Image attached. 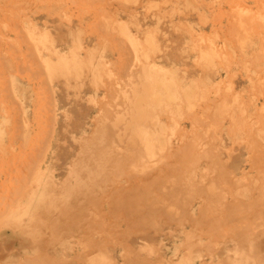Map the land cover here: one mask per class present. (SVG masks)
Instances as JSON below:
<instances>
[{
	"label": "rangeland",
	"instance_id": "obj_1",
	"mask_svg": "<svg viewBox=\"0 0 264 264\" xmlns=\"http://www.w3.org/2000/svg\"><path fill=\"white\" fill-rule=\"evenodd\" d=\"M150 64L174 96L167 116L153 111L155 155L112 173L97 153L109 138L101 128L114 123L130 65L147 77ZM198 165L206 175L196 184ZM169 176L176 197L157 187ZM130 195V212L150 203L160 213L127 217L117 199ZM240 255L264 264V0H0V264H240Z\"/></svg>",
	"mask_w": 264,
	"mask_h": 264
},
{
	"label": "bare ground",
	"instance_id": "obj_2",
	"mask_svg": "<svg viewBox=\"0 0 264 264\" xmlns=\"http://www.w3.org/2000/svg\"><path fill=\"white\" fill-rule=\"evenodd\" d=\"M180 1V0H179ZM109 4V3H108ZM147 10V9H146ZM246 12H247V10H246ZM107 23V22H106ZM120 23V22H119ZM242 23V22H241ZM120 25V24H119ZM123 25V24H122ZM125 28V27H124ZM111 29H112V27H111ZM117 31H119V30H117ZM128 33V32H127ZM129 35V34H128ZM123 37V36H122ZM146 37V36H145ZM29 38V37H28ZM133 38V36L131 37V39ZM36 39V38H35ZM133 40V39H132ZM135 40V39H134ZM133 40V43L132 44H134L135 43V41ZM141 40V39H140ZM125 41H127V40H125ZM129 41V40H128ZM131 41V40H130ZM152 42V41H151ZM144 43H146V42H144ZM153 43V42H152ZM136 44V43H135ZM147 44V43H146ZM145 44V45H146ZM128 45H129V43H128ZM147 45H149V44H147ZM135 46V45H134ZM137 47V46H136ZM135 47V48H136ZM138 48V47H137ZM155 48V47H154ZM143 49V48H142ZM142 49H141V52H142ZM144 49H145V47H144ZM143 49V50H144ZM211 49V48H210ZM53 50V49H52ZM129 50V49H128ZM156 50V49H155ZM127 51V50H126ZM148 51V50H147ZM136 52H137V50H136ZM57 53V52H56ZM59 53V52H58ZM57 53V54H58ZM132 53V52H131ZM134 55V54H133ZM143 55V54H142ZM135 56V55H134ZM133 56V57H134ZM148 55H146V57H147ZM153 56V55H152ZM213 56V55H212ZM148 58V57H147ZM170 58V57H169ZM62 59H64L63 57H61L60 58V60L62 61ZM73 59H75V58H73ZM77 59V58H76ZM76 59L75 60H73V61H75L76 62ZM173 59V58H172ZM200 59V58H199ZM212 59V58H211ZM140 59H139V57H138V52H137V56H136V59L134 58V62L136 61V62H138ZM144 60V59H143ZM201 60V59H200ZM46 61V60H45ZM66 61V60H65ZM65 61H62V62H65ZM145 61V60H144ZM214 61V60H213ZM46 62H48V61H46ZM45 62V64H47ZM72 62V61H71ZM147 62V61H146ZM202 62V61H201ZM43 63V62H42ZM60 63V62H59ZM78 63V62H77ZM132 63H133V61H132ZM200 63V62H199ZM48 64H50V62L48 63ZM52 64H53V62H52ZM65 64H68V62L66 61V63H64V64H62V66H64ZM74 64H76V63H74ZM129 64V63H128ZM139 64V63H138ZM207 64V63H206ZM57 65L58 64H56V68H57ZM132 65H134V66H136L135 64H132ZM132 65H130L131 67H132ZM53 66H55V65H53ZM53 66H51L52 67V70H53V68L56 70V68L55 67H53ZM70 66V65H69ZM75 66V65H74ZM73 66V67H74ZM133 66V67H134ZM145 66V65H144ZM49 67V66H48ZM76 67V66H75ZM131 67H129L131 70H132V72L129 70V72H131L130 73V75H129V77H130V79H127V80H129V81H125L122 85H120L119 86V88L117 89V91H116V95L117 96H115L116 98H118L117 99V104H116V106L115 105H113L112 106V108H111V114H113L114 115V123L112 124V122L109 124L108 122V125H103L102 126V128H101V130H103V131H106L108 134V136H109V138H108V142H107V144H106V146L104 145V147H102L101 146V148H100V150H98V155L100 156L99 157V159L100 160H104L105 162L107 161V160H110L111 162H110V164L111 165H109L110 166V168H108V169H110V170H112V167H119V166H121L123 163H125V162H128L130 165H129V168H130V170H132V171H130V170H128V174L129 173H131V172H133V169L135 170L136 168V165H137V162L138 161H140V162H142V164L144 165V167H145V165L146 164H149L150 163V161L151 160H153L152 158L154 157V155H155V151L154 150H152V148H149L151 145H154L155 144V142H157V140H158V135L157 136H155L156 135V133H154V126H156V124H157V121H156V119L153 117V115H154V112L153 111H156L158 108L161 110V112H164L165 113V115H166V113H167V115H168V113H169V111H170V107H169V101H171L172 99H174V96L172 95V90L171 89H169V88H167V86H166V88L163 90V85L165 84V81L163 80V79H165L164 77L163 78H161V77H159V76H157L158 74H160L159 73V70L161 69L160 67H158V66H156V64H153V65H151L150 64V66H148L147 68L146 67H143V69H144V71H146L145 72V74L147 75V77L146 76H143L142 74H140V71H139V69L137 68V67H134V68H136V69H132ZM63 68H65V67H63ZM62 68V69H63ZM68 68V67H67ZM72 68V67H71ZM77 68V67H76ZM125 68V67H124ZM48 69H50V68H48ZM59 70H60V68H58ZM57 69V70H58ZM69 70H70V68H68ZM78 69V68H77ZM56 70V71H57ZM63 70H67L66 68L65 69H63ZM79 71V70H78ZM68 72V71H67ZM70 72V71H69ZM68 72V73H69ZM74 72H77V71H75L74 70ZM73 72V73H74ZM128 72V73H129ZM141 72H142V70H141ZM67 73V74H68ZM72 73V74H73ZM127 73V74H128ZM153 73H156L155 75H156V77L153 75ZM164 73V72H163ZM165 73H167V72H165ZM66 74V75H67ZM70 74H71V72H70ZM77 74V73H76ZM110 76V75H109ZM108 76V77H109ZM123 76L125 77V74H123ZM165 76H167V75H165ZM127 77H128V75H127ZM128 77V78H129ZM144 77H146V79L144 78ZM169 78V77H168ZM112 79V78H111ZM115 80V79H114ZM170 80V79H169ZM168 80V81H169ZM113 81V80H112ZM117 83V82H116ZM170 85V84H169ZM188 88V87H187ZM162 90L164 91V92H162ZM114 92H115V90H114ZM200 92H202V91H200ZM51 93H52V91H51ZM175 94V93H174ZM214 94V93H213ZM176 95V94H175ZM200 96V95H199ZM163 97V98H162ZM177 97H178V95H177ZM198 99V98H197ZM115 100V99H114ZM164 100H166V102L164 101ZM108 101V100H107ZM175 101V100H174ZM205 101V100H204ZM191 103V102H190ZM204 103V102H203ZM186 104H187V102H186ZM183 105V104H182ZM198 106V105H197ZM134 109H135V112H134ZM131 110H132V113H131ZM159 110V111H160ZM214 110V109H213ZM159 111H157V112H159ZM188 111V110H187ZM193 113V112H192ZM161 114V113H160ZM214 114V113H213ZM166 115V116H167ZM190 115V114H189ZM129 116V117H128ZM53 117V116H52ZM150 117H151V119H150ZM104 118V117H103ZM53 119V118H52ZM183 119V118H182ZM196 119V118H195ZM158 120V119H157ZM166 121H168V120H162V126L163 127H165V124H166ZM170 121V120H169ZM198 122H199V120H197ZM21 123V122H20ZM26 123V122H25ZM118 123H120V124H118ZM209 124V123H208ZM102 125V124H101ZM161 126V127H162ZM22 127H23V124H22ZM160 127V126H159ZM116 128V129H115ZM158 128V127H157ZM105 129V130H104ZM153 129V130H152ZM161 129V128H160ZM213 129V128H212ZM2 130V129H1ZM159 130V129H158ZM214 130V129H213ZM2 131H4V130H2ZM161 131V130H160ZM178 131V130H177ZM102 132V131H101ZM166 132V131H165ZM128 133H130L131 134V136H129V138H128V140H129V144H128V141L126 142L127 144V146L126 147H123L122 145H121V143L123 144L125 141H126V139H125V137L127 136V134ZM183 133V132H182ZM212 133V132H211ZM1 134H3L4 135V133H1ZM106 134V133H105ZM187 134V133H186ZM212 134H214V133H212ZM99 135H100V133H99ZM98 135V136H99ZM162 135V134H161ZM189 135V134H188ZM187 135V136H188ZM106 136V135H105ZM165 136H166V134H165ZM206 136V135H205ZM130 137H131V140H130ZM106 138V137H105ZM101 139V138H100ZM99 139V140H100ZM85 140H87V139H84V141ZM98 140V141H99ZM198 140V139H197ZM83 141V142H84ZM134 141V142H133ZM171 141H173V140H171ZM189 141V140H188ZM94 142V141H93ZM92 142V143H93ZM105 142V141H104ZM133 142V143H132ZM137 142V143H136ZM185 142V141H184ZM183 142V143H184ZM199 142V141H198ZM82 143V142H81ZM159 143V142H158ZM172 143H174V142H172ZM182 143V142H181ZM195 143H196V141H195ZM200 143V142H199ZM87 144V142H85V145ZM99 144V143H98ZM103 144V143H102ZM171 144V143H170ZM202 144V143H201ZM90 145V144H89ZM145 145V146H144ZM159 145V144H158ZM182 146V145H181ZM178 147V149L174 152V156H176V158H178V157H181V155H182V153H183V148L182 147ZM201 147H202V145H200ZM159 147V146H158ZM200 147V148H201ZM199 147H197V149H198ZM203 148V147H202ZM201 148V149H202ZM206 148H207V145H206ZM92 149H94V148H92ZM196 149V150H197ZM89 150H91V149H89ZM172 150V149H171ZM200 150V149H199ZM84 151V150H83ZM88 151V150H87ZM90 152V151H89ZM170 152H172V151H170ZM206 152V151H205ZM161 153V152H160ZM163 153V152H162ZM188 153V152H187ZM194 153H195V151H194ZM197 153V152H196ZM210 153V152H209ZM218 153V152H217ZM165 154H166V152H165ZM89 155V154H88ZM160 155V154H159ZM197 155V154H196ZM200 155V154H199ZM85 156H86V154H85ZM84 156V157H85ZM170 156H171V154H170ZM88 157V156H87ZM86 157V158H87ZM91 158L92 157H94V156H90ZM174 158V157H173ZM88 159V158H87ZM93 159V158H92ZM91 159V160H92ZM95 159V158H94ZM94 159H93V161H94ZM181 159V158H180ZM89 161H90V159H88ZM98 160V159H97ZM87 161V160H86ZM85 162V161H84ZM88 162V161H87ZM154 162V161H153ZM208 162H209V160H208ZM86 163V162H85ZM155 163V162H154ZM169 163V162H168ZM84 164V163H83ZM87 164V163H86ZM86 164H85V168H86ZM89 164V163H88ZM172 164V163H171ZM96 165V164H95ZM94 165V166H95ZM167 165V164H166ZM88 166H91V165H88ZM150 166V165H149ZM173 165H171L170 167H172ZM203 166V165H202ZM204 166H206L207 168H205V171H206V173H207V171H209L211 168L213 169V167H214V164H204ZM138 167V166H137ZM147 167V166H146ZM184 167V166H183ZM93 168V167H92ZM97 168V167H96ZM141 168V167H140ZM139 168V169H140ZM185 168V167H184ZM184 168H183V171H184ZM139 169H138V171H139ZM148 169H149V167H148ZM148 169H142V170H148ZM85 170V169H84ZM89 170V169H88ZM98 170V169H97ZM141 170V171H142ZM93 171V170H92ZM99 171V170H98ZM98 171L96 172V173H98ZM130 171V172H129ZM154 171V170H153ZM152 171V172H153ZM200 171V167H199V165L196 167V169H194L193 171H191V173H190V181L192 182H194V183H199V182H202V180H203V178L205 177V175H206V173L204 172V171H201V172H199ZM109 172V171H108ZM148 172V171H147ZM150 172V171H149ZM211 173L213 172V171H210ZM95 173V174H96ZM112 173H113V170H112ZM116 173V172H115ZM114 173V174H115ZM145 173V172H144ZM84 174H85V172H84ZM83 174V175H84ZM92 174V173H91ZM91 174H90V176H91ZM132 174H134V173H132ZM183 173H181L180 175H178L179 177L182 175ZM82 175V174H81ZM143 175V174H142ZM152 175V174H151ZM150 175V176H151ZM86 176V175H85ZM136 176H137V174H136ZM213 176V175H212ZM225 177H226V175H224ZM233 176V175H232ZM87 177V176H86ZM92 177H93V175H92ZM112 177V176H111ZM182 177H183V175H182ZM182 177L180 178V179H182ZM185 177H187V174H186V176ZM121 178V177H120ZM131 178V177H130ZM184 178V177H183ZM213 179H214V177H212ZM77 179V178H76ZM81 179V178H80ZM89 179V178H88ZM90 179H92V178H90ZM119 179V178H118ZM136 179V178H135ZM187 179H188V177H187ZM212 179V180H213ZM84 180V179H83ZM83 180L81 181V182H83ZM132 180V179H131ZM159 180H161L160 178H158V180L157 181H159ZM184 180H186V179H184ZM90 181V180H89ZM157 181H153V184H157ZM177 181V180H176ZM198 181V182H197ZM102 182V181H101ZM155 182V183H154ZM161 182H162V180H161ZM210 182V181H209ZM209 182H207V183H209ZM214 182V181H213ZM88 183L89 182H87V185H88ZM100 183V182H99ZM173 183H174V180L173 179H170V176H169V178H167L166 180H163V184L161 183V185L159 184V182H158V185H157V187L159 186H161L162 187V189L165 191V192H168V193H170V192H173L174 194H172V195H168L169 197H171V196H173V197H176V193H178V195H179V190H178V192H176L177 191V189H175V185H173ZM187 183V182H186ZM212 183V182H211ZM90 184V183H89ZM175 184V183H174ZM205 184V183H204ZM203 184V185H204ZM210 184V183H209ZM99 185V184H98ZM183 185V184H182ZM186 185V184H185ZM190 185H192V183L190 184ZM208 185V184H207ZM81 186V185H80ZM79 186V187H80ZM90 186V185H89ZM156 186V185H155ZM180 186V185H179ZM198 186V185H197ZM206 186V185H205ZM212 186V185H211ZM209 187L208 186V188L210 189V190H212V191H214V186H212V187ZM230 186V185H229ZM154 187V186H153ZM161 187H160V189H161ZM190 187H192V186H190ZM200 187V186H199ZM217 187V186H216ZM231 187V186H230ZM188 188V187H187ZM202 188V187H201ZM200 188V189H201ZM218 188V187H217ZM158 189V188H157ZM156 189V190H157ZM181 189H183V188H181ZM186 189V188H185ZM203 189V188H202ZM201 189V190H202ZM159 190V189H158ZM164 192V194H166ZM187 192V191H186ZM201 192V191H200ZM207 192V191H206ZM124 193V192H123ZM181 193V192H180ZM184 193V192H183ZM191 193V192H190ZM213 193H215V192H213ZM90 194V193H89ZM116 194V193H115ZM188 194V193H187ZM201 194V193H200ZM206 194V193H205ZM88 195V194H87ZM184 195V194H183ZM183 195H181L182 197H183ZM214 195H216V194H214ZM152 196V195H151ZM166 196V195H165ZM179 197V196H178ZM202 197V196H201ZM233 197V196H232ZM185 198V197H184ZM131 200V195L130 196H125L124 198H122V199H117V203L118 204H120L121 206H126L127 205V203L129 202L130 203V200ZM200 199V198H199ZM133 200V199H132ZM131 200V201H132ZM177 200H178V198H177ZM181 200V199H180ZM188 200V199H187ZM189 200H191V199H189ZM193 200V199H192ZM194 200H196L195 198H194ZM204 200V199H203ZM208 200V202L207 201H205V202H207V204L206 205H209L210 206V204H212L213 202H211L212 200H210L209 198L207 199ZM173 201H174V199H173ZM214 201V200H213ZM187 203H188V201H186ZM198 202V201H197ZM197 202L196 203H194V204H197ZM128 203V204H129ZM175 203V202H174ZM178 203V202H177ZM180 203V202H179ZM189 203H190V201H189ZM202 203H203V201H202ZM81 204H84V203H81ZM130 205V204H129ZM132 205H133V203H132ZM136 206H137V204H135ZM135 205L133 206V207H135ZM155 204L153 203V206H154ZM167 205V204H166ZM181 205H183V204H181ZM202 205V204H201ZM82 206V205H81ZM102 206H103V204H102ZM163 206H165V205H163ZM167 206H169V205H167ZM171 206V205H170ZM169 206V208H171ZM237 206V205H236ZM239 206V205H238ZM127 207V206H126ZM132 207V206H131ZM130 207V208H131ZM137 207H139V206H137ZM143 207H144V205H143ZM187 207V206H186ZM240 207V206H239ZM116 208H117V206H116ZM119 208V207H118ZM128 208V207H127ZM140 208H141V206H140ZM230 208V207H229ZM122 209V208H121ZM143 209V208H142ZM204 208L202 207V209L200 210V212H202V210H203ZM236 209V208H235ZM102 210H103V208H102ZM120 210V209H119ZM154 210V212L156 213V214H158V213H160V211H159V209L158 208H153L152 207V205L149 203V204H147L146 205V208H145V210L143 209V211H140V210H138V211H136L135 213L134 212H130L131 211V209H129L128 208V210L126 209V215H127V217H128V215H133V214H136V213H141V215H140V218H141V216L145 219V215L147 214V211H148V213H150V215L152 216L153 215V213L154 212H152V211ZM172 210V209H171ZM170 210V211H171ZM208 210V209H207ZM123 211V210H122ZM184 211V210H183ZM223 211V210H222ZM216 212V211H215ZM168 213H170V212H168ZM194 213V212H193ZM162 214V213H161ZM196 214V213H195ZM154 216V215H153ZM170 216H171V214H170ZM189 216V215H188ZM191 216H193V215H191ZM201 216V215H200ZM126 217V216H125ZM127 217H126V219H122V220H125V221H128L127 220ZM146 217L148 218V215H146ZM179 217V216H178ZM187 217V216H186ZM190 217V216H189ZM121 218V217H120ZM177 218V217H176ZM185 218V217H184ZM195 218V217H194ZM199 218V217H198ZM212 218V217H211ZM129 219V218H128ZM137 219H139V218H137ZM170 219V218H169ZM168 219V220H169ZM164 220V219H163ZM166 220V219H165ZM188 222H190V223H193V225H196V222L199 220V219H191V217H190V219H186ZM167 221V220H166ZM182 221H184V219L183 220H180V224H184V222L182 223ZM192 221V222H191ZM236 221V220H235ZM239 221V220H238ZM138 222V221H137ZM140 222H141V220H140ZM186 222V221H185ZM166 223V222H165ZM198 223V222H197ZM164 224V223H163ZM169 225H170V223H169ZM235 226V225H234ZM231 227V226H230ZM99 232H102V230H100ZM250 232V231H249ZM254 232V231H253ZM253 232L251 233V235L253 234ZM231 233V232H230ZM219 234V233H218ZM224 234V233H223ZM248 235V234H247ZM247 235H245V236H247ZM254 235V234H253ZM257 235H258V233H257ZM219 236V235H218ZM221 236V235H220ZM223 236V235H222ZM221 236V237H222ZM256 237V236H255ZM243 244V243H242ZM243 246V245H242ZM114 249V248H113ZM242 249V248H241ZM251 250H253L252 248H250ZM248 250V252L249 251H251V250ZM242 250H244V249H242ZM247 250H244V251H247ZM239 252V251H238ZM243 252V251H242ZM240 253H241V251H240ZM247 253V252H246ZM245 253V255H247ZM251 253V252H250ZM249 253V254H250ZM241 254H243L244 255V252L243 253H241ZM245 255H244V257H245ZM251 255V254H250ZM248 256V255H247ZM240 257H241V255H240ZM243 257V256H242ZM241 257V259L239 260V259H236V262H239L240 264H241V262H243L244 260V258H242ZM232 259V258H231ZM230 259V260H231ZM249 259V258H248ZM230 260H229V262H228V264H230ZM228 261V260H227ZM232 261V260H231ZM235 261V260H234ZM227 263V262H226ZM249 263V262H248ZM193 264H195V263H193Z\"/></svg>",
	"mask_w": 264,
	"mask_h": 264
}]
</instances>
